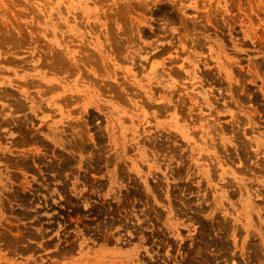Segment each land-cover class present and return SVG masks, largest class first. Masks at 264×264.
Wrapping results in <instances>:
<instances>
[{
  "label": "rangeland",
  "instance_id": "rangeland-1",
  "mask_svg": "<svg viewBox=\"0 0 264 264\" xmlns=\"http://www.w3.org/2000/svg\"><path fill=\"white\" fill-rule=\"evenodd\" d=\"M0 264H264V0H0Z\"/></svg>",
  "mask_w": 264,
  "mask_h": 264
}]
</instances>
